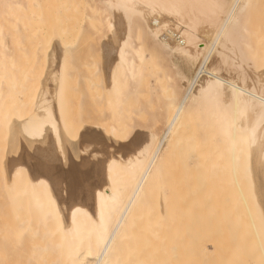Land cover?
I'll use <instances>...</instances> for the list:
<instances>
[{"label": "bare ground", "instance_id": "obj_1", "mask_svg": "<svg viewBox=\"0 0 264 264\" xmlns=\"http://www.w3.org/2000/svg\"><path fill=\"white\" fill-rule=\"evenodd\" d=\"M94 1L95 8L103 12L102 16L106 19V24L110 33L108 35L110 40L108 39V44L105 46L107 50L105 67L107 69L108 102L114 114L121 116L126 107L125 104L127 103L128 96L133 93L134 95L136 94L135 91L137 87L135 89L134 80L140 54L137 49V43L135 42L136 31L134 32V30L139 27V22H142V25L146 27L150 36L160 48L169 51V60H171L170 62L173 65L171 68L174 67L177 79L182 81L184 85L183 88L185 92L183 98H181L182 100L178 107L176 106L177 108L174 115L161 135H157L152 131H143L142 133L137 132L138 130L135 131L133 138L129 141L130 146L126 148V150L129 148V153L126 156H122V154L118 156L113 155L108 158L102 171L98 172L96 175L94 174L97 182L87 190L80 189L79 186L82 182L79 179H73V176L78 178L83 175L75 174L74 172L71 173L74 168L70 164L71 162L69 159H67V153L65 154L69 146L66 145L63 135L66 127L62 101L63 75L61 70L57 68V45L55 43V46H53L46 55L48 65H46L45 75L41 78L35 110L32 114L19 121L17 127L19 135L28 145L39 146L41 151L44 145L48 146L51 148L52 152L59 155L58 161H62V163L63 161L66 163L69 162L68 166H63L65 170H69V174L64 173V175H67V181L66 179L63 180L66 181V183L62 181L63 184H66L63 190L66 194H61L63 188L55 192L47 187L41 190H30L19 198L17 204L10 206L13 209L11 210L10 208V210L15 212V219L19 218L16 223L13 212H9L11 215L7 216L9 217L7 221L5 217H3V219L2 216H0L2 218L0 220L8 222L11 218L12 220H9V222L11 225L13 223V226H15L21 216V219L24 218L25 221L22 224L24 225L26 223L24 232L26 234V239L29 237L31 247L29 249V256H26V260L29 264H175L176 262V264H178V261L182 259L180 254L186 250L191 251L189 248L193 251L195 248L193 246L196 243L193 244L194 241L191 242L192 240H190L193 246L190 243L188 249H184L181 247H185L186 242L183 240L184 237L179 235L180 233L182 234V232L179 231L180 229H178L180 233L176 231L177 229L173 232L175 234L178 233L176 235H179L180 238L183 237L181 240L178 236L172 235L174 233L172 232L171 224L176 220L177 222H175L174 225L176 224L177 226L180 220L178 219L179 214H176L174 211L177 218L175 216L174 218L176 219L172 218L174 215L172 212L171 218L174 219L172 222L170 220V210L172 208L174 210L175 206L176 210L178 208L175 204L174 207L171 206L173 200L171 202L172 204L169 203L170 201L168 199L167 201L169 202H164L165 198L171 194L168 193L169 195H167L166 193L168 190H165L166 193L162 190V186L166 183L162 179L163 176L160 177L159 167L161 169L163 163L160 166L157 165L156 159L157 161L159 160L158 162L161 161L157 156L162 142L167 137L170 129L173 128L172 125L179 116L182 115V111L184 113L187 112L188 109L185 106L187 101L189 102L187 107L190 105L188 111H190L191 107L193 111L195 109V112H198L196 111L197 109L200 110L199 112L204 115V121L206 120V124L204 123L206 127H210V124L213 125V127L211 126L212 128L215 126L217 133L223 139H226V142H223L226 144L227 142L230 143L232 136H236L238 141H241L240 143H242L246 150L245 158L247 159V172L254 173V175L260 179L259 183H261V185L264 184V167L261 166L260 162L261 159L264 158V125L262 124L264 121V73L261 74L260 70L256 71L255 69V71H253L255 73V77L253 76L254 79H252V76L250 78L246 73L247 69L250 68V66L247 67V65L252 63L251 61L250 63L248 62L249 57L245 49L247 48L249 53H253V51H251L252 47H247L249 45H247L246 42V35L250 30L245 31L247 26H243L241 14L245 10L248 0ZM258 1L259 0H257V2ZM42 2V0L41 2H38V0H0V18L6 13L8 15L9 10L11 12L14 11L13 9L17 11L16 8H22L23 5L27 4L26 7H23L28 9L26 12H28L27 14H29L30 20H27L30 22L27 21V24L30 23L28 25L32 27V29L28 31L34 32L35 30V32L32 33L36 38H34V40H36L35 47L38 45L37 47H39V49H41L42 45V38H40L42 36L40 33L42 30L40 31V29L42 28H40V26L44 27L42 26L44 21L42 22L43 18H41L43 4H40ZM258 3L260 5L262 4V2ZM258 3L256 5L257 10L259 6ZM256 7H252V9L254 10ZM253 10L248 12H252L250 14L253 15ZM257 10H255V13H257ZM260 10L257 13L258 17L254 16L256 14L253 15L254 19L257 17L259 20H255L257 23L252 22L253 24L255 23L256 26L264 22V20L259 19V17H261L260 14L264 12V8H262V12ZM18 11H20V9ZM250 14H247V18L249 16L251 17ZM250 17L249 20H252L253 17ZM263 18L264 17H262V19ZM206 23L209 25L208 27L211 28L209 31L210 33L204 31L205 26L204 29H201V25H206ZM244 23L247 24V21ZM250 23L251 21H249L248 24ZM252 23L251 25H253ZM250 28H252V26ZM248 35H250V33ZM251 37L253 38V36L250 35L247 40H250ZM252 41L250 40L248 43ZM214 50H216L219 55L220 63L228 66V69L223 67L222 71L225 70L228 72L231 69L237 72V76L235 77L234 75L235 78H230L233 76L229 77L222 75L216 68L210 66L211 59H209V56ZM174 53L181 54L184 57L183 60H186L187 63L196 62L194 63L195 66L192 72L186 69L184 65L182 68L180 67L178 59L174 58ZM214 60L216 59L214 58ZM9 65L11 66L10 62ZM246 67L247 69L245 70ZM252 67L253 65H251V68ZM253 72H251V74ZM13 92L14 90L10 81L8 95L12 97ZM130 99H128V101ZM130 103L131 101L127 103L128 108ZM10 105H12V102L8 104V108ZM201 114L198 116H202ZM117 122H119V120H117ZM11 129L12 126H9V133ZM65 145L66 150L64 147ZM77 147L78 146H76V149ZM79 147L81 146L79 145ZM133 149H135V152ZM83 153L85 154L86 152L84 151ZM65 156L67 158H65ZM196 156H200V159L202 158L201 155ZM113 159L116 161V166L109 172L108 165ZM201 160L203 161V158ZM201 160L198 161L197 159L199 162H197V164L202 172V165L204 164ZM194 162L196 163V161ZM161 179L164 182H162ZM256 185L259 186L257 181ZM76 186H78V188H76ZM167 186L168 185H166V189H168ZM55 193H57V195H55ZM101 193L103 194V200L99 198V194ZM154 193L156 199L153 198ZM164 193L166 195H163ZM156 194L160 195V201H163L165 206L161 202L157 204V199L159 197L158 195L156 196ZM170 198L172 197L170 196ZM153 199L157 202L155 201V203H153L154 205H151L150 203ZM176 202L177 200L175 203ZM168 204H170L172 208H170ZM73 211L76 212L75 222H73ZM178 211L180 210L178 209ZM178 211L177 213H179ZM136 212L142 215L136 216ZM261 222L263 221H260L262 226ZM217 224L218 229H216V231H220L219 223ZM252 226L250 225V227ZM173 227L174 229L176 228L175 226ZM253 227V230L255 229L258 231L257 228L259 226H257V224H254ZM177 228L179 227L177 226ZM261 228H259V230ZM246 229V227H243V229L238 228L236 232L237 235H235V237L233 235L232 239H230L232 235L229 236L230 238L220 237L221 231H217L219 233L215 232L217 237L212 235V238H208L207 243H205L206 240L201 242L209 244L214 250V253L217 251L218 257L220 256L223 260L224 256H227L225 251H227L229 245L232 244L234 246L229 247L230 250H228V253L230 254L231 251L232 254V248H236L237 252L233 249V253L235 252V254H232V256H237L236 254L240 252L239 254H241L242 257L239 256L238 259L241 261H239L237 257H233L235 260L232 259V256V260L228 261V259H230L228 255L227 257L229 258H227L226 261L221 260L222 264H231L233 261L235 262L232 264H241V262L242 264H246L243 255H247V253L248 255L251 254L249 251L251 246L247 245V241H251V238L249 239L250 233L247 234V232H250L252 228L249 229V231ZM22 235L24 236V233H22ZM174 236L175 238L178 237V239H174ZM197 236L198 235H196V238ZM200 238L206 239L204 236ZM262 238L261 240L264 243V238ZM228 239L230 240L228 241ZM239 239L242 243L246 242V245H244V243L237 244L240 242L238 241ZM176 240H179V242ZM233 240L236 241V244L233 243ZM182 241L185 242L184 245H182ZM186 241L188 240L186 239ZM196 241L199 243V239H196ZM25 242L28 243L27 241ZM177 243H180L178 244L179 246ZM204 244L202 247L205 250ZM174 245H176L175 248ZM235 245H243L241 248L242 250L238 248V246L235 247ZM177 246L179 249L176 248ZM245 246L248 247L243 251V247ZM253 246L254 245H252V247ZM199 248H197V250ZM237 248L240 250L239 252ZM262 248H264V245ZM175 249H178L181 253L178 254ZM181 249L185 251H181ZM200 249L199 251L201 252L202 249ZM254 249L255 248H251L252 251ZM205 251L208 252L207 250ZM221 251L222 254L226 255L223 256ZM19 252L22 251L20 250ZM200 252L199 254L193 252V254L199 257L201 256ZM206 252H204L203 255H206L204 259L207 260V264H219L220 261L218 259L219 262L216 261V259L213 261L214 258H217V256H213V252H208L212 254L211 257L213 256L212 261H210V255H208V253L205 254ZM24 254L23 252V255ZM177 254L181 258H179ZM183 254L185 258V253ZM186 254V256H188V253ZM195 255L192 257L193 259H195ZM174 256H177L176 260L178 261L175 260ZM207 256L210 260L207 259ZM197 257L196 259L198 261L196 260L195 262V260H192L195 262L194 264L206 261H199L200 258ZM3 258L5 259V257ZM192 258L189 259L188 257L190 261L187 259H184V261L186 260L190 264L192 263ZM246 258L247 257H245V259ZM4 259L3 262H6ZM8 260L10 259L8 258ZM182 261H180L179 264H182ZM186 261L185 263H187ZM260 263L261 261L259 264ZM204 264H206V262Z\"/></svg>", "mask_w": 264, "mask_h": 264}, {"label": "rangeland", "instance_id": "obj_2", "mask_svg": "<svg viewBox=\"0 0 264 264\" xmlns=\"http://www.w3.org/2000/svg\"><path fill=\"white\" fill-rule=\"evenodd\" d=\"M39 1L41 2V0H38V2ZM42 1L44 3L42 2L39 4H43L41 18H43L42 22L44 21V24L42 23V26L44 27L40 26V28H42L40 31H42H38L42 35H40V38H42L41 49L37 47L38 45L35 47L36 40H34L35 35H33L35 30L34 32L32 31L33 33L28 31L31 30L32 27L28 25L30 23L27 24V21L30 20L29 14L26 12L28 9L24 8L27 4L23 5L24 7L22 6L23 9L16 8L17 11L13 9L14 11L12 12L9 10L8 15L6 13L0 18V216H2V218L5 217L6 221L9 218L7 216L11 215L10 213L12 212L14 219L16 217L14 214L15 212L11 211L13 209L10 206L17 204L19 198L30 190H41L47 187L55 192L63 188L61 194H66L63 192L66 187V184H63V182L66 183L67 181V175H64V173L69 174V170H65L63 166H68L69 162L66 163L63 161V163H65L63 164L62 161H58L59 155L52 152L51 148L48 146L44 145L41 151L39 146L28 145L19 135L17 127L19 121L32 114L35 110L41 78L45 75L46 65H48L46 55L50 49L55 46V43L57 45V55L59 56L61 53H65L64 61H67L69 69L68 96L63 110L66 120L65 132H63V135L66 145L69 146V148H67L68 150H66V145L64 146L66 150L65 154L67 153L66 155L68 156V158L66 156L65 158L69 159L71 162L70 164L74 168L71 173L74 172L75 174L83 175L78 178L73 176V179H79L82 182L79 186L80 189L87 190L97 182L94 174L96 175L98 172L102 171L108 158L113 155L118 156L123 154L122 156H126L129 153V148L127 150L126 148L130 146L129 141L133 138L135 131L138 130L137 132L141 133L143 131H152L157 135H161L167 128V124L174 115L185 92L182 81H179L176 77L174 67L171 68L173 65L170 62L171 60H169V51L160 48L154 42L146 27L142 25V22H139V27L136 28L137 30H134V32L136 31L135 42L137 43V49L140 54L134 80L135 89L137 87L135 91L137 95H134V93L129 95L132 100L128 96L130 100L128 101L127 99V103L131 101L129 108L126 103L125 105L127 108L125 107L121 116H117L111 110L108 103L107 83L105 72L103 71V64L106 65L107 60L104 47L107 46L110 40L108 37L110 33L106 24V19L102 16L103 12L95 8L94 0ZM263 1L259 0L258 2H262L264 5ZM256 2L257 0H248L245 10L241 14L243 26H247L245 31L250 30L247 33L253 36V38L251 37L250 39L251 41L253 39V41L248 43L250 40H247V38L250 35H246V42L247 45H249L247 47H252L251 51H253V53H249V51H247L248 49L244 47L249 57L248 62L250 63L251 61L252 63L247 65V67L250 66V68L247 69L246 67L245 70L247 69L246 73L250 78L252 76V79L255 77V73L253 72L255 69L256 71L260 70L261 74L264 73V22H261L260 25H255V23H257L255 22L258 17L257 13L260 9L262 12V8L264 7L262 4L261 7L257 2L260 6V8L258 6L257 10ZM252 7L256 8L253 10ZM19 9L20 11H18ZM251 9L253 13L256 14L253 15L257 16L255 19L254 16L250 14L252 12H248L252 11ZM255 10H257V13H255ZM247 14L251 15V17L249 16L250 18L253 17L252 20H249V17L247 18ZM263 15L264 12L260 14L261 17H259V19L264 20V18L262 19V17H264ZM247 19L251 21V23L255 22L254 24L252 23L255 26L251 25V23L248 24L249 21ZM244 20L247 21V24L244 23ZM257 21L259 20L257 19ZM208 26L207 23L206 25H201V29H204L205 32H209L211 28ZM251 26L252 28H250ZM40 54L42 55V59ZM174 55V58L178 59L181 68L184 65L186 69L192 72L195 66L194 63L196 62L187 63L186 60H183L184 57L181 54L174 53ZM214 58L216 60H214ZM209 59H211L210 66L216 68L222 75L229 77L233 76L230 78H235L237 76V72L231 69L228 72L225 70L222 71L223 67L228 69V66L220 63L221 61L219 60L220 58L216 50L211 52ZM251 59H254L253 62ZM251 65H253L252 68ZM251 72L254 74H251ZM10 81L14 90L12 97L8 95ZM11 102L12 105H10V109V106L8 108V104ZM187 102L185 106L189 110L188 107L190 105L187 107L189 104V102ZM191 108L190 111L186 109L187 112L185 113L182 111V115H180L172 125L173 128L170 129L167 137L163 140L157 156L161 161L158 162L159 160L157 161L156 159L157 165L160 166L163 163L161 169L159 167L160 177L163 176L164 178L162 177V179L166 183H163L162 190L163 192L168 190L167 193L165 191L167 195H169L168 193L171 194L168 197L165 196L167 198H165L164 202L168 199L170 202H167L171 203L173 200L171 206L174 207L177 205V208L180 210H176V206L173 210L170 204H168L169 207L172 208L170 210V220L173 222V220L177 218L175 212L179 214L178 219L180 220V223L177 224L179 228H177L176 224L174 225V223L177 222L176 220L171 224L172 232H175L176 229V231L180 229L179 231L182 232L181 234L178 231V233H180L179 235L184 237L181 238L186 242V248L180 246L181 248L188 249L191 242L194 241L193 244L196 243L194 246L191 243V245L195 247L193 251L191 248H189L191 251L186 250L187 252L181 249V251H185L183 252L185 253V258L184 254L178 251V244L180 243H177L178 246L176 248L178 249L175 250L178 254L181 253L180 256L182 259L180 261L183 260L182 264H189L186 260L187 263H185L184 259L188 260V257L190 259L194 257L195 254H199V249L201 248L204 252L207 250L208 252H213V256H217V258L213 259V256L211 257L212 254L206 252L205 254L208 253L211 257V260L208 256L207 259L210 261H212V259L215 261L216 259V261L219 260L221 262L223 258L221 259L220 256L218 257V252L216 251L217 253H214V250L209 244L201 242L206 240L205 243H207L209 237L212 235L216 236L215 232L218 231H216V229H218L217 223H219V229L221 231L220 237L222 238H230L229 236L232 235L230 238L232 239L233 235L234 237L237 235L236 232L238 228L243 229V227H246L247 231L252 228L250 232H247V234L250 233L249 239L251 238V241L249 242L251 245L248 241L247 245L255 249L252 251L251 248H249L251 254L247 250L250 255L246 252L248 256L244 254L243 259L246 261V264H259L260 261V264H262V261L264 264V255H262L264 254V248H262L264 243L261 240L262 236L264 238V184L261 185V183H259L260 179L256 177L254 173L247 172V159L245 158L246 150L242 143H240L241 141L239 142L236 136H232L230 143L227 142L226 144V139H223L217 133L215 126L212 128L213 125L210 124V127L212 126L211 128L209 126L206 127V120L204 121V115L199 112L200 110L197 109L196 111L202 116H198L200 114L195 112V109L193 111ZM117 120H119V122H117ZM262 124L264 125V121ZM9 126H12L10 133ZM215 131L220 137L215 134ZM108 133H112V135L109 136ZM85 139L91 141V143L85 146L86 148L88 146L90 154H84V151H82L84 148L82 149L79 147V145L81 146L82 140ZM221 141L225 142L222 143ZM76 146H78L77 149ZM196 155H201L203 161L201 160L202 158L200 159V156L197 157ZM197 159L198 161L201 160L204 164L202 165L200 163L203 167L202 172L197 164ZM194 161H196V163ZM65 179L66 181H63ZM163 180L162 182H164ZM256 181L259 186L256 185ZM166 185H168V189H166ZM76 188H78V186H76ZM155 193L153 194L154 199H156L154 197ZM165 193L163 195H166ZM159 194H156V196L158 195L159 197L157 199V204L161 202ZM55 195H57V193H55ZM170 196L172 198H170ZM154 199L153 201L151 200L152 202L150 201L151 205L155 203L156 200L154 201ZM176 200L177 202L175 203ZM161 203L163 204V201ZM177 211L179 213H177ZM172 212L174 213L172 218H174V216L176 217L174 219L171 218ZM138 214L136 216L142 215L140 213ZM21 217L15 226H13V223L11 225L9 222V220H12L11 218L8 222L0 220V256L2 253V256L5 257V259L2 256L0 257V264H7V261L8 264H29L26 260V256H29V249L31 247L29 237L27 236L28 238L26 239V234L24 232L26 223L24 225L22 224L25 220L24 218L21 219ZM2 218L0 217V219ZM17 219L19 218L15 219V223ZM260 221H263L261 222L263 227ZM252 224L253 226L254 224L259 226L258 228L256 227L258 231L255 229L253 230L254 227ZM250 225L252 227H250ZM173 226L176 228L174 229ZM259 228L261 229L259 230ZM22 233H24L25 240ZM176 234L174 233L172 235ZM179 235L176 236L179 237ZM196 235H198L197 238ZM202 235L206 237V239H204ZM178 237L176 238L178 239ZM176 238L174 236V239ZM194 238L197 240L199 239V243ZM186 239L188 241H186ZM230 239H228V241ZM190 240L192 241L190 242ZM176 241L179 242V240ZM238 241L240 242L237 244L244 243V245H246V242L242 243L240 239ZM185 242H183L182 245H184ZM235 242L236 241L233 243ZM203 244L205 245V250L202 247ZM252 245L254 246L252 247ZM175 246L176 245H174V248ZM230 246L234 245L231 244L229 247ZM236 246L241 249L243 245H235V247ZM196 247L199 249L197 250ZM229 247H226L227 251H225L227 256H230L228 261L236 257L238 259L239 256L242 257V255L239 254L240 250H238V248L239 255L236 254L237 256H232V254L237 252L234 247L232 248V254L231 251L229 254ZM246 247L248 246L243 247V251L246 250ZM233 249H235L234 253ZM20 250L22 252H19ZM202 250V254L200 252L201 256L197 257L198 255H195V259L192 258L191 261L195 260L196 262V257L200 258L199 261L201 260L202 262L206 260L204 259L206 255H203L204 252ZM23 252L25 253L24 255ZM193 252L196 253L193 254ZM186 253H188V256H186ZM178 254L177 256L179 257ZM222 255L224 256L226 254ZM227 256H224L225 261L229 258ZM21 257L23 258L20 259ZM176 257L174 256L175 260ZM245 257L247 258L245 259ZM1 258L6 260V262H3ZM8 258L10 260H8ZM180 261H178V264ZM193 261L192 263L194 264L195 262ZM205 262L207 264V260ZM205 262H199L198 264H204ZM220 262L219 264H222V262Z\"/></svg>", "mask_w": 264, "mask_h": 264}, {"label": "crops", "instance_id": "obj_3", "mask_svg": "<svg viewBox=\"0 0 264 264\" xmlns=\"http://www.w3.org/2000/svg\"><path fill=\"white\" fill-rule=\"evenodd\" d=\"M104 51H105V55H107V50L104 47ZM65 53H61V55H57V68H59L62 72V82H63V110H64V106H65V102L67 100V96H68V87H69V78H68V66H67V61H64V57ZM103 71L105 72V77H106V89L108 88V81H107V69L105 67V65L103 64ZM107 95H108V90H107ZM109 100V99H108ZM69 101V99H68ZM109 103V102H108ZM64 115V114H63ZM89 130V129H88Z\"/></svg>", "mask_w": 264, "mask_h": 264}, {"label": "snow or ice", "instance_id": "obj_4", "mask_svg": "<svg viewBox=\"0 0 264 264\" xmlns=\"http://www.w3.org/2000/svg\"><path fill=\"white\" fill-rule=\"evenodd\" d=\"M108 135L109 136H111L112 135V133H108ZM89 143H91V141H88V140H82V142H81V148H84V151L86 152V153H89V150L85 147L87 144H89ZM133 151L135 152V149H133ZM90 154V153H89ZM261 166L262 167H264V158H262L261 159ZM114 166H116V161H115V159H113L112 161H111V163L108 165V171L109 172H111V170H112V168L114 167ZM99 198L101 199V200H103V194L101 193V194H99ZM75 215H76V212L75 211H73V222H75Z\"/></svg>", "mask_w": 264, "mask_h": 264}]
</instances>
